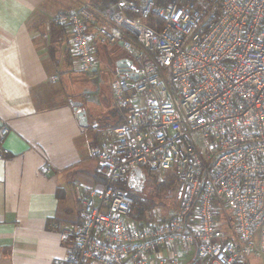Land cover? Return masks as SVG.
<instances>
[{
    "label": "built area",
    "instance_id": "1",
    "mask_svg": "<svg viewBox=\"0 0 264 264\" xmlns=\"http://www.w3.org/2000/svg\"><path fill=\"white\" fill-rule=\"evenodd\" d=\"M97 15L111 29L90 33ZM52 20L66 27L80 72L96 73V34L137 74L110 80L123 122L89 147L103 179L83 198L81 221L61 232L69 249L57 264H238L264 254V0H117ZM7 133L2 122L0 146ZM147 174L177 177V208L156 204L135 219L122 186Z\"/></svg>",
    "mask_w": 264,
    "mask_h": 264
},
{
    "label": "crops",
    "instance_id": "2",
    "mask_svg": "<svg viewBox=\"0 0 264 264\" xmlns=\"http://www.w3.org/2000/svg\"><path fill=\"white\" fill-rule=\"evenodd\" d=\"M70 6L0 0V125H8L0 146V264L63 263L69 248L61 232L81 221L83 198L103 179L89 147L116 127L110 80L115 63L128 57L95 34L96 73L80 72L68 31L52 24ZM111 27L97 15L87 29ZM103 69L110 72L107 83L86 82ZM72 101L81 103L87 125Z\"/></svg>",
    "mask_w": 264,
    "mask_h": 264
},
{
    "label": "rangeland",
    "instance_id": "3",
    "mask_svg": "<svg viewBox=\"0 0 264 264\" xmlns=\"http://www.w3.org/2000/svg\"><path fill=\"white\" fill-rule=\"evenodd\" d=\"M82 2L80 3V1L78 2L77 0H68V3L71 4L70 7H75V8H79L80 6H82L83 4H86L87 2H84L86 0H81ZM140 2L144 3V0H139ZM74 8V9H75ZM150 19L153 20V17L150 16ZM150 20V21H151ZM98 78L96 79H92L91 77L88 78L86 76V82H102V83H107L109 81V75L110 72H108L107 70H101L98 72ZM148 175V174H147ZM169 179L171 178L170 176H168ZM153 179L149 177V175L146 178V182L142 188V191L140 193H143L144 196L149 197L150 198V202L152 204H158V205H162L164 207L165 210H168L166 212L170 213L172 212L174 209L177 208V202L174 198V191H175V186L176 183L172 182L170 183L169 181L168 184L166 182V186L162 187V188H156L155 187V183H153ZM134 193H138L135 190H132ZM244 264H264V254H252L249 256L248 260L244 263Z\"/></svg>",
    "mask_w": 264,
    "mask_h": 264
},
{
    "label": "trees",
    "instance_id": "4",
    "mask_svg": "<svg viewBox=\"0 0 264 264\" xmlns=\"http://www.w3.org/2000/svg\"><path fill=\"white\" fill-rule=\"evenodd\" d=\"M117 0H88L87 1V5L91 6V8L93 10H95L98 13H104L106 11V9L110 8L111 6H113L115 4ZM137 4H141L142 2H140L139 0H134ZM145 1V0H144ZM149 20V24L150 22V18ZM54 26H58L61 29H66V27L64 25H60V24H55L52 23ZM67 30V29H66ZM114 114L116 116V123L113 125V127L120 125L123 122L122 117L118 114V112L114 109ZM171 178L169 179V177L167 176L165 178V180H163L162 182H157L155 180H153L155 183V187L156 188H162L164 186H166L168 184L167 181H169L170 183L175 182L176 183V179L177 177L174 175H169ZM101 180V179H100ZM167 182V184H166ZM122 189L124 191H126L129 195H131L133 197L134 200V205H133V209H132V213H131V217L135 218V219H142L146 216V212L149 208H151L152 206L156 205V204H152L150 202V198L146 197L143 195V193H134L132 191V189H129L128 187H126L125 185L122 186ZM238 264H244V263H238Z\"/></svg>",
    "mask_w": 264,
    "mask_h": 264
},
{
    "label": "water",
    "instance_id": "5",
    "mask_svg": "<svg viewBox=\"0 0 264 264\" xmlns=\"http://www.w3.org/2000/svg\"><path fill=\"white\" fill-rule=\"evenodd\" d=\"M130 63H131V61L128 58H123V59L118 60L115 63V68H116L117 73H119L121 77H128L131 79H135L137 77V74L129 72ZM71 104L78 109L81 106L80 102H73L72 101ZM77 117L79 119L80 124H82V125L88 124L87 114H86V111L84 109L78 110ZM133 173H134V179L137 180L140 176V170L136 169L133 171Z\"/></svg>",
    "mask_w": 264,
    "mask_h": 264
},
{
    "label": "flooded vegetation",
    "instance_id": "6",
    "mask_svg": "<svg viewBox=\"0 0 264 264\" xmlns=\"http://www.w3.org/2000/svg\"><path fill=\"white\" fill-rule=\"evenodd\" d=\"M143 178H144V180H143L141 183L134 184V183H132V182H129V183H128V187H129L130 189H132V190L137 191V192L142 191V188H143V186H144V184H145V182H146L147 175H144Z\"/></svg>",
    "mask_w": 264,
    "mask_h": 264
}]
</instances>
